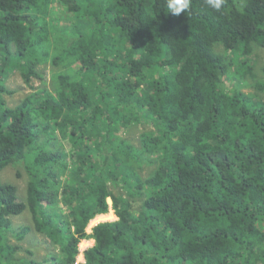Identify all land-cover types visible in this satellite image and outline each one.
Instances as JSON below:
<instances>
[{
  "label": "trees",
  "instance_id": "trees-1",
  "mask_svg": "<svg viewBox=\"0 0 264 264\" xmlns=\"http://www.w3.org/2000/svg\"><path fill=\"white\" fill-rule=\"evenodd\" d=\"M263 52L264 0H0V173L29 174L25 199L0 175V264H264ZM32 229L41 257L12 241Z\"/></svg>",
  "mask_w": 264,
  "mask_h": 264
},
{
  "label": "rangeland",
  "instance_id": "rangeland-1",
  "mask_svg": "<svg viewBox=\"0 0 264 264\" xmlns=\"http://www.w3.org/2000/svg\"><path fill=\"white\" fill-rule=\"evenodd\" d=\"M55 17H58L62 13V7L61 4L58 2L55 3ZM60 25L63 26V28L70 29L71 25L67 21L61 20ZM264 54V52H263ZM251 62L252 63H257L258 58L256 55H251L250 56ZM44 69H46V77L49 80L51 74L53 73L52 69V64L49 62L47 65L43 66ZM21 67L15 66L12 68L8 74V76L5 78V83L7 87L11 90H14V93L11 95H6V98L8 100L9 105L14 106L16 105L21 99L32 90V88L27 85L23 77L21 75ZM226 84L229 88L233 87L234 85L239 86L242 90L245 92H255V88L248 83H245L244 81H241L240 79L237 78L235 75H231L226 79ZM33 85L36 87L40 86V81L35 80ZM150 127L149 124L143 123L142 125H139L137 127H131L130 129H125L123 128L121 130V133L134 139V142L138 144L139 141V135L140 132L143 130H146ZM63 146L65 149H70V141L68 139H63L62 141ZM1 178L3 181L7 182H12L15 183L18 186V193L21 199H25L27 196V185H28V180H29V174L27 173V170L25 168V165L22 162H18L15 165H11L6 167L4 170L1 171L0 173ZM113 210H110L108 214H104L101 219L97 220L96 218L93 219L90 223V225L87 228L88 232H91L93 229V226L96 225L97 223L101 221H106V220H114L117 218L115 212ZM59 213V212H58ZM110 213H114V218H109ZM101 216V215H99ZM111 216V215H110ZM15 227H18L24 223H28L32 225V219H31V213L29 211H25L21 215H16L13 217ZM12 241L13 243L19 244L22 246V250H20L21 254L26 255L27 249H31L35 251L36 255L38 257H41L45 253H47L49 250L52 249L50 246V242L48 238L41 234L38 233L35 229H32L30 232L27 233L25 238L19 240L16 237L12 236ZM95 241L93 239H84L80 243V251L81 253L78 256V262H83L85 260L84 258V251L88 247L92 246Z\"/></svg>",
  "mask_w": 264,
  "mask_h": 264
},
{
  "label": "clouds",
  "instance_id": "clouds-1",
  "mask_svg": "<svg viewBox=\"0 0 264 264\" xmlns=\"http://www.w3.org/2000/svg\"><path fill=\"white\" fill-rule=\"evenodd\" d=\"M191 2L192 0H166L167 12L179 16L181 13H185L190 9ZM204 2L209 8L216 12H220L223 9L226 0H204ZM110 210L114 209L110 207Z\"/></svg>",
  "mask_w": 264,
  "mask_h": 264
},
{
  "label": "bare ground",
  "instance_id": "bare-ground-1",
  "mask_svg": "<svg viewBox=\"0 0 264 264\" xmlns=\"http://www.w3.org/2000/svg\"><path fill=\"white\" fill-rule=\"evenodd\" d=\"M113 211H114V210H113ZM113 211H112V212H113ZM114 212H115V211H114ZM107 214H108V213H107ZM110 215H111V216H110ZM110 215H109V218H114V213H112V214L110 213ZM102 216H103V215L98 216L96 219L99 220V219H101ZM116 216H117V215H116Z\"/></svg>",
  "mask_w": 264,
  "mask_h": 264
},
{
  "label": "built area",
  "instance_id": "built-area-1",
  "mask_svg": "<svg viewBox=\"0 0 264 264\" xmlns=\"http://www.w3.org/2000/svg\"><path fill=\"white\" fill-rule=\"evenodd\" d=\"M109 203H110V205L112 204V200H111V198H109ZM112 208V207H111Z\"/></svg>",
  "mask_w": 264,
  "mask_h": 264
},
{
  "label": "crops",
  "instance_id": "crops-1",
  "mask_svg": "<svg viewBox=\"0 0 264 264\" xmlns=\"http://www.w3.org/2000/svg\"><path fill=\"white\" fill-rule=\"evenodd\" d=\"M104 214H107V213H103V214H99V215H104ZM99 215H98V216H99ZM93 241H94V239H93Z\"/></svg>",
  "mask_w": 264,
  "mask_h": 264
}]
</instances>
